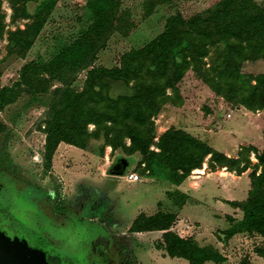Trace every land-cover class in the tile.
Segmentation results:
<instances>
[{"label":"rangeland","instance_id":"1","mask_svg":"<svg viewBox=\"0 0 264 264\" xmlns=\"http://www.w3.org/2000/svg\"><path fill=\"white\" fill-rule=\"evenodd\" d=\"M13 1L0 0V92L21 81L25 66L49 64L95 22L87 0H60L34 46L23 56L14 50L12 36L25 30L30 20L21 14L16 17ZM219 1L116 0V16L129 22L104 37L94 66L119 68L125 54L160 36L171 17L206 15ZM257 2L264 7V0ZM38 6L30 3L29 15ZM217 58L215 49L201 68L186 72L176 89H167L165 104L152 120L155 142L169 131L180 130L240 158V168L247 167V174L232 172L238 180L232 178L234 185L228 183V191L238 189L244 199L252 189L248 174L261 173L257 155L264 153V111L251 112L214 91L208 81ZM252 67L264 71V61L249 63L245 71L251 72ZM90 70L81 72L71 87L83 92ZM160 85L165 86L166 80ZM60 87L51 80L48 93L34 96L26 90L14 104L0 109V123L7 127L0 137V264H190L160 245L167 232H132L138 218L158 214L171 218L168 232L223 258L206 264H264V237L234 231L245 218V204H216L224 188L216 179L201 188L190 184V189L197 187L193 196L204 200L199 203L179 192L178 186L145 174L141 153L130 155L107 144L104 135L95 137L94 125L88 126L86 149L62 143L47 163L46 127ZM126 93L123 85L113 86V96ZM88 103L108 110L107 102L99 98ZM126 144L131 147V140ZM152 151H158L155 145ZM119 159L131 161L124 177L110 174ZM205 172L196 170L188 179L200 181ZM133 173L140 182L128 180Z\"/></svg>","mask_w":264,"mask_h":264},{"label":"trees","instance_id":"2","mask_svg":"<svg viewBox=\"0 0 264 264\" xmlns=\"http://www.w3.org/2000/svg\"><path fill=\"white\" fill-rule=\"evenodd\" d=\"M59 1H13L16 17L21 14L30 20L25 30L12 36L16 52L24 56L34 46ZM115 1L87 0L94 24L49 64L34 62L25 66L21 81L1 90L0 109L14 104L26 90L34 96L48 93L51 80H55L62 87L55 91L56 100L46 127L47 163H51L62 143L86 149L88 126L94 125L95 137L104 135L107 144L130 155L141 153L144 173L174 186H181L194 171L203 169L208 157V170L212 172L227 168L238 176L245 174L248 169L240 168V158L228 157L184 131H169L155 142L152 120L165 104L167 89H176L186 72L201 68L215 49L218 58L211 66L208 81L214 91L251 112L264 111V71L255 67L251 72L245 71L249 63L264 61V7L257 0H220L206 15L173 16L155 40L125 54L119 68L96 67L104 37L129 22L124 16H116ZM32 2L39 6L34 15H29L27 7ZM90 68L83 92L73 89V80ZM165 80L166 85L161 86ZM117 84L128 93L113 96V86ZM93 97L107 102L108 110L90 106L88 101ZM5 129L0 123V137ZM127 139L131 140V147L127 146ZM154 145L158 151H152ZM257 159L261 173L255 170L250 175L252 189L242 202L246 215L234 231L264 237V153L258 154ZM170 221L167 215H143L134 222L132 232H167L160 245L171 256L190 264L223 261L221 256L199 249L193 240L168 232Z\"/></svg>","mask_w":264,"mask_h":264},{"label":"crops","instance_id":"3","mask_svg":"<svg viewBox=\"0 0 264 264\" xmlns=\"http://www.w3.org/2000/svg\"><path fill=\"white\" fill-rule=\"evenodd\" d=\"M216 150V149H215ZM222 153H224L225 155L229 156V157H233V154H231L229 151H221ZM199 173H203L204 171L206 175H204L200 181L199 180H191V179H188L187 181H185L181 186H178V191L179 192H182V193H185V195H188L190 198L194 199L195 201L199 202V203H203L204 200L202 199H196L193 194H194V191L192 190H197L195 187V189H190V184L191 186H193V184H197L196 186L200 187L206 183V182H213V180H217V181H220V183L223 184L224 188L222 189L221 193L219 195L218 198H216V201L215 203L216 204H225V205H233L234 203H238V202H244L248 199L249 197V192L251 190L246 192L247 194L245 195L246 197L244 199H240L241 196V193H240V190L238 191V189L236 191H228L229 190V185L228 183L233 186L234 184H231L230 182L234 183L233 179L232 178H236V180H238V177L236 176H233L234 173H231L227 170H217L215 172H212L210 170H208V166L204 167L203 169L200 170H197ZM247 174V173H245ZM245 174H243V176H245ZM247 176V175H246ZM248 177H249V180L251 182V179H250V175L248 174ZM192 181H197V182H192ZM140 182V181H139ZM202 182V183H201ZM132 183H136V182H132ZM227 188V189H226ZM184 190H186L187 192H185ZM234 192H238V196H234L233 193ZM201 194V193H200Z\"/></svg>","mask_w":264,"mask_h":264},{"label":"water","instance_id":"4","mask_svg":"<svg viewBox=\"0 0 264 264\" xmlns=\"http://www.w3.org/2000/svg\"><path fill=\"white\" fill-rule=\"evenodd\" d=\"M121 163H123V166L120 169L113 168L111 171V175L118 176V177H124L126 175L128 169L131 165V162L127 159H122Z\"/></svg>","mask_w":264,"mask_h":264},{"label":"built area","instance_id":"5","mask_svg":"<svg viewBox=\"0 0 264 264\" xmlns=\"http://www.w3.org/2000/svg\"><path fill=\"white\" fill-rule=\"evenodd\" d=\"M128 180L130 182H139L140 181V177L137 174H129L128 176Z\"/></svg>","mask_w":264,"mask_h":264},{"label":"flooded vegetation","instance_id":"6","mask_svg":"<svg viewBox=\"0 0 264 264\" xmlns=\"http://www.w3.org/2000/svg\"><path fill=\"white\" fill-rule=\"evenodd\" d=\"M121 162H122V159H119V160L116 161V163L110 169V174H111V171H112L113 168L120 169L123 166V163H121Z\"/></svg>","mask_w":264,"mask_h":264}]
</instances>
